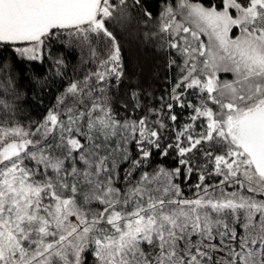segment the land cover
<instances>
[{
    "label": "snow or ice",
    "instance_id": "obj_1",
    "mask_svg": "<svg viewBox=\"0 0 264 264\" xmlns=\"http://www.w3.org/2000/svg\"><path fill=\"white\" fill-rule=\"evenodd\" d=\"M129 19L127 0H0V44L39 61L66 36L95 65L40 122L0 99V264H264V0H168L146 35L175 82L158 108L130 91L117 118L110 27ZM153 149L175 151L186 180L196 171L191 197L180 167L132 178Z\"/></svg>",
    "mask_w": 264,
    "mask_h": 264
},
{
    "label": "trees",
    "instance_id": "obj_2",
    "mask_svg": "<svg viewBox=\"0 0 264 264\" xmlns=\"http://www.w3.org/2000/svg\"><path fill=\"white\" fill-rule=\"evenodd\" d=\"M167 2L168 0H140L137 5L133 0H127L129 21L123 27H110L121 46L124 73L119 85L109 90L117 118L127 115L121 105L130 104V91L139 92L142 103L158 108L160 97L167 98L175 82V69L167 67L166 54L159 49L155 38L146 35L156 31L159 13ZM201 2L206 6H220V0ZM172 3L175 4L176 0H172ZM145 12H151V18L147 17ZM107 23L106 21V25ZM14 49V45L0 44V85H3L0 87V99L13 105L14 119L24 125L42 121L48 110L57 104L58 98L70 82L82 80L87 72L95 71L88 50L66 36H62L59 41L53 39L48 43V51L39 61L20 57ZM61 59L63 64L58 67L56 61ZM8 80H11V85L7 83ZM112 84H116L114 79ZM173 111L180 113L179 108H174ZM187 115L186 110L183 116H180L175 124L177 129L180 124L187 122ZM164 122L172 124L166 117ZM166 136L168 139L161 141L162 147L174 139L171 133H166ZM128 147L133 158H136L135 145L130 144ZM179 159L178 154L171 149L167 156L161 155L160 150L153 149L152 156L141 169L133 173L132 178L139 179L141 171L152 172L159 167L170 170L180 167L181 175L175 178L174 182L180 185L185 196L191 197L195 192L193 185L198 182L197 174L194 170L191 178L186 180L185 169L179 165ZM202 162L203 160L195 161L197 164ZM126 167L127 163H122L121 172Z\"/></svg>",
    "mask_w": 264,
    "mask_h": 264
},
{
    "label": "rangeland",
    "instance_id": "obj_3",
    "mask_svg": "<svg viewBox=\"0 0 264 264\" xmlns=\"http://www.w3.org/2000/svg\"><path fill=\"white\" fill-rule=\"evenodd\" d=\"M174 5H175V4H174ZM177 18L179 19V17H177ZM232 35H233V36L236 35V31H235V29L233 30ZM202 38H204V37H202ZM204 39H206V38H204ZM15 47H16V46L14 45V48H15ZM220 78H221L222 80H225V79H231L232 76H231L230 73H220ZM174 183H175V182H174ZM229 190H231V189H229Z\"/></svg>",
    "mask_w": 264,
    "mask_h": 264
}]
</instances>
